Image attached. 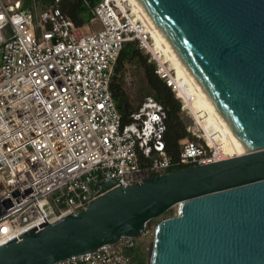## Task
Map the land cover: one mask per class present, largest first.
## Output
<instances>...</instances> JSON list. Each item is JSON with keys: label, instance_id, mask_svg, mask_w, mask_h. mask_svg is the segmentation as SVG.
<instances>
[{"label": "built area", "instance_id": "2783aa9c", "mask_svg": "<svg viewBox=\"0 0 264 264\" xmlns=\"http://www.w3.org/2000/svg\"><path fill=\"white\" fill-rule=\"evenodd\" d=\"M54 2L38 9L0 0V248L80 213L107 181L129 186L176 164L166 151L160 103L145 98L128 124L117 108L111 83L128 42L151 55L156 74L196 122L187 130L203 142L185 141L178 163L232 157L203 127V111L192 108L169 60L152 51V34L131 0H99L89 23L102 28L88 34ZM137 247L122 238L61 264H135L128 253Z\"/></svg>", "mask_w": 264, "mask_h": 264}, {"label": "water", "instance_id": "95a60500", "mask_svg": "<svg viewBox=\"0 0 264 264\" xmlns=\"http://www.w3.org/2000/svg\"><path fill=\"white\" fill-rule=\"evenodd\" d=\"M243 156L103 184L78 214L0 248V264H61L154 232L148 264H264V0H137Z\"/></svg>", "mask_w": 264, "mask_h": 264}, {"label": "trees", "instance_id": "16d2710c", "mask_svg": "<svg viewBox=\"0 0 264 264\" xmlns=\"http://www.w3.org/2000/svg\"><path fill=\"white\" fill-rule=\"evenodd\" d=\"M33 1H36L41 9H45L55 3L54 0H24L25 7H32ZM98 2L99 0H61L58 6L66 16L72 19L77 27H84L92 18L91 8ZM130 70H137L139 73H143L145 98L153 97L164 107L167 114L164 141L169 157L176 164L161 171L157 175L172 173L187 168L188 166L178 163L183 145L185 141H196V138L192 137L187 131V123L182 117L181 101L177 99L173 90L156 74V64L151 60V55L140 49L136 42H128L125 44L111 83V92L117 108L121 113L123 122L125 124L130 123L131 114L136 112L145 100L142 98L137 106L132 104L130 95L126 90L125 81L126 74ZM147 162L148 160H144L142 166H145ZM172 215V209L163 214L165 218L172 217ZM128 254H130L135 264H146V258L140 247L130 250Z\"/></svg>", "mask_w": 264, "mask_h": 264}, {"label": "bare ground", "instance_id": "6f19581e", "mask_svg": "<svg viewBox=\"0 0 264 264\" xmlns=\"http://www.w3.org/2000/svg\"><path fill=\"white\" fill-rule=\"evenodd\" d=\"M131 1L135 5V8L138 13H140V15L143 17L147 29L152 34V38L154 41L152 51L155 54L161 53L163 55L162 57L173 62L178 76L177 82L179 83L182 91L187 95V98L194 99V104H192V108H199L205 113L204 115L207 116L204 124L205 130L210 133V137L213 139H219L218 141L223 144L224 150L229 152L230 156L236 157L246 155V152L241 153L239 146L237 145L236 141L230 134L229 130L227 129L219 115L216 113L207 98L204 96V94L202 93L194 79L191 77V75L189 74V72L187 71L175 51L172 49L170 44L167 42L164 36L160 33V31L145 13L139 2L137 0ZM185 84H188V88H185ZM210 130L213 131V135H211Z\"/></svg>", "mask_w": 264, "mask_h": 264}, {"label": "rangeland", "instance_id": "374dc122", "mask_svg": "<svg viewBox=\"0 0 264 264\" xmlns=\"http://www.w3.org/2000/svg\"><path fill=\"white\" fill-rule=\"evenodd\" d=\"M34 2L36 3L37 8L41 9L40 5L36 1H33V4H34ZM100 28H102V25L100 22H95V23H93L92 26L90 25L89 22H87V24L83 27V32H84V34H88V33H91L92 30L97 31ZM168 65L175 69V65L173 64V62L169 61ZM125 78H126V80H125L126 81V90L128 91V93L130 95V100L134 106H137V105H139L142 98L145 99V96H146V95L144 96V94H145L144 75L142 72L139 73V71H137V70H130L126 74ZM195 111H196V109H195ZM204 114H205L204 112L198 113V117L200 118V121L202 122V125L205 128L204 123H205L207 116ZM182 117L185 120V122L187 123V126L196 127L195 126L196 122H195L194 118L188 114V111L182 110ZM210 132H211V135H213V131L210 130ZM199 135H200V133H199ZM201 135H203V132H201ZM191 136L196 138V141H198L200 143L203 142V140L197 138V136H194L193 134H191ZM172 211H173L172 216L176 215L177 214V207H173ZM163 219H165V216H163V215L157 219H154L150 223L149 227L143 232L142 236L140 238L135 239V241L138 243V247L141 248V251L143 252V254L146 258V264H148V260L150 258L151 244L154 240L155 228H156L157 224Z\"/></svg>", "mask_w": 264, "mask_h": 264}]
</instances>
